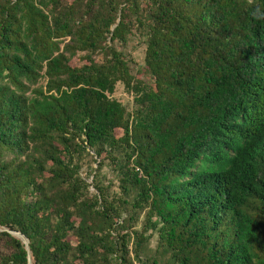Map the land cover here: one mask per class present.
<instances>
[{"label":"trees","instance_id":"16d2710c","mask_svg":"<svg viewBox=\"0 0 264 264\" xmlns=\"http://www.w3.org/2000/svg\"><path fill=\"white\" fill-rule=\"evenodd\" d=\"M29 260L264 264V0H0V264Z\"/></svg>","mask_w":264,"mask_h":264},{"label":"rangeland","instance_id":"374dc122","mask_svg":"<svg viewBox=\"0 0 264 264\" xmlns=\"http://www.w3.org/2000/svg\"><path fill=\"white\" fill-rule=\"evenodd\" d=\"M133 40L131 42L132 45H136L137 47L136 48H133V52H134V55L137 59V61L139 63H142L143 62V58H144V46L141 45V46H138V44H141L142 42H140V40L136 37H132ZM114 96L118 99H120L122 102H127L128 99H129V96L128 94L125 92L124 90V87L122 84H118L117 85V90L114 94ZM91 181V179H90ZM25 240V239H24Z\"/></svg>","mask_w":264,"mask_h":264},{"label":"water","instance_id":"95a60500","mask_svg":"<svg viewBox=\"0 0 264 264\" xmlns=\"http://www.w3.org/2000/svg\"><path fill=\"white\" fill-rule=\"evenodd\" d=\"M13 234H15V235H18V236H21V237H23L20 233H18V232H12ZM23 239H25V243H26V245H27V247H28V240L26 239V238H23ZM29 264H31V260H29Z\"/></svg>","mask_w":264,"mask_h":264}]
</instances>
